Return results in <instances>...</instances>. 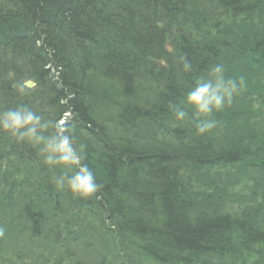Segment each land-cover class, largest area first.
<instances>
[{"label":"trees","instance_id":"1","mask_svg":"<svg viewBox=\"0 0 264 264\" xmlns=\"http://www.w3.org/2000/svg\"><path fill=\"white\" fill-rule=\"evenodd\" d=\"M217 63L247 87L201 136L171 106ZM22 105L71 112L102 187L57 189L0 131V264H264V0H0V111Z\"/></svg>","mask_w":264,"mask_h":264},{"label":"clouds","instance_id":"2","mask_svg":"<svg viewBox=\"0 0 264 264\" xmlns=\"http://www.w3.org/2000/svg\"><path fill=\"white\" fill-rule=\"evenodd\" d=\"M172 51V48H168ZM167 67V64L164 63ZM185 72L192 70V65L184 61ZM36 87L33 80L21 81L18 91L23 94ZM247 83L244 77L239 80L227 78L222 64L211 65L206 78L197 79L194 86L186 93L181 104H173L171 111L177 121L189 118L188 108L192 109L191 119L198 135H206L217 128L218 121L214 112H220L231 106L233 99ZM49 129H52L49 132ZM0 131L9 133L19 142H28L39 147L44 154V163L53 168H60L53 183L59 190L67 188L73 196L88 198L102 187L87 163H84L86 145L77 146L76 140L65 119L45 120L32 107L22 105L0 111ZM3 229L0 228V236Z\"/></svg>","mask_w":264,"mask_h":264},{"label":"bare ground","instance_id":"3","mask_svg":"<svg viewBox=\"0 0 264 264\" xmlns=\"http://www.w3.org/2000/svg\"><path fill=\"white\" fill-rule=\"evenodd\" d=\"M79 1H81V0H79ZM83 1V0H82ZM178 31V30H177ZM48 69H51V67L50 66H48Z\"/></svg>","mask_w":264,"mask_h":264}]
</instances>
